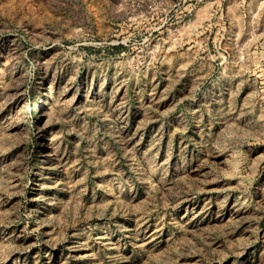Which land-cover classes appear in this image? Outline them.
Wrapping results in <instances>:
<instances>
[{"label":"rangeland","instance_id":"rangeland-1","mask_svg":"<svg viewBox=\"0 0 264 264\" xmlns=\"http://www.w3.org/2000/svg\"><path fill=\"white\" fill-rule=\"evenodd\" d=\"M0 264H264V0H0Z\"/></svg>","mask_w":264,"mask_h":264}]
</instances>
